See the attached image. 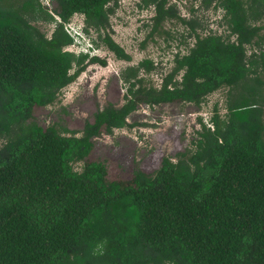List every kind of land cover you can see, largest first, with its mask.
Returning a JSON list of instances; mask_svg holds the SVG:
<instances>
[{"label":"trees","instance_id":"obj_1","mask_svg":"<svg viewBox=\"0 0 264 264\" xmlns=\"http://www.w3.org/2000/svg\"><path fill=\"white\" fill-rule=\"evenodd\" d=\"M142 1L156 6L153 30L177 18L195 43L161 87L140 76L152 59L124 68L126 102L98 109L78 135L42 125L35 107L54 103L87 62L106 64L64 49L76 12L98 45L132 59L110 34L112 0H55L53 14L40 0H0V264H264V0H202L225 10L228 35L198 33L171 0ZM54 14L62 20L48 37L36 23ZM222 86L227 113L216 104L193 148L155 171L109 179L107 164L89 158L95 137L134 124L139 102L201 105Z\"/></svg>","mask_w":264,"mask_h":264},{"label":"rangeland","instance_id":"obj_2","mask_svg":"<svg viewBox=\"0 0 264 264\" xmlns=\"http://www.w3.org/2000/svg\"><path fill=\"white\" fill-rule=\"evenodd\" d=\"M173 1L182 14L188 13L192 19L199 21L200 25L196 28L201 34L213 29L219 33L224 28L228 29L217 18L222 11L214 3L206 6L202 0ZM51 5L54 8L56 3ZM110 5L115 8L110 16V34L132 59H120L100 42L97 53L106 59V64L87 62L85 70L61 90L54 103L45 107L36 106L34 114L42 125L60 121L69 129L78 130L77 134L81 135L85 122L93 121L98 109L110 102L115 106L126 102L128 84L121 77L124 68L138 65L145 58L153 59L156 67L150 72L142 69L140 74L146 82L159 86L164 71L174 65L175 54L178 51L187 52L194 42V38L189 37L192 31L190 23L181 24L176 18L165 20L153 30L155 19L151 15L152 6H139L138 0H112ZM192 6L196 9L194 12L191 11ZM47 21L36 24L51 35L54 24ZM74 21H82L80 14L74 17ZM70 32H73L72 29ZM230 95L229 87L223 86L209 94L201 105L182 101L158 105L139 102L128 117L129 123L134 124L115 128L112 133L103 131L95 137L89 158L107 164L109 179H130L136 168L151 173L159 168L163 157H176L177 153L193 148L192 140L202 127L200 116L209 119L216 104L224 116L228 111Z\"/></svg>","mask_w":264,"mask_h":264},{"label":"clouds","instance_id":"obj_3","mask_svg":"<svg viewBox=\"0 0 264 264\" xmlns=\"http://www.w3.org/2000/svg\"><path fill=\"white\" fill-rule=\"evenodd\" d=\"M40 2L43 4V6L44 7H46L52 14L54 13L53 12V9L56 7V5H55V7L53 8L52 7V2H55V0H40ZM56 3V2H55ZM171 3V2H170ZM138 4H139V6H142V5H144L143 4V1L142 0H138ZM171 4H176V6H177V8H178V5H177V3L176 2H172ZM216 4V3H215ZM214 4V5H215ZM145 6V5H144ZM148 6H152V9H151V15H152V19L154 18L155 19V17L157 16V11H156V6L154 5V4H151V5H148ZM218 9H220L221 11H222V14L220 15V18H219V20L222 22V24H225L226 26H227V24H226V21L224 20V14H225V10L223 9V8H221V7H217ZM180 12H181V10H180ZM153 13V14H152ZM78 14H80V16L82 17V21L81 22H79V21H74V17L75 16H77ZM112 14H110V16H111ZM54 16H55V19L56 20H54L53 21V30H52V32H51V35H52V33H53V31L55 30V27H56V24H57V22H61V17L58 15V14H54ZM191 18H193V17H187L186 16V20H190ZM172 19H175V18H172ZM177 19V18H176ZM72 22H74L73 23V25H71V23ZM179 23H181V24H188V23H186V22H182V21H179ZM65 27H66V29H67V31H69L70 32V30L72 29V31L73 32H70L71 33V35L73 36V38H74V40H73V42L72 43H70V44H68V45H66L65 47H64V49L65 50H67V51H70V52H73V53H75L76 55H79V54H88L89 55V57L91 58V57H94V56H99L98 55V53H97V50L99 49V45L97 44V36L95 37L94 36V34H96L97 35V33L94 31V32H88L87 30H86V23H85V17H84V15L83 14H81V13H79V12H76V13H74V15L70 18V20L68 21V22H66L65 23ZM227 28L229 29V27L227 26ZM197 32H198V30H197ZM94 33V34H93ZM199 33V32H198ZM190 34H194V32H193V30L190 32ZM228 34H230V32L228 33ZM227 34V35H228ZM51 35H48L47 33H46V36H48V37H51ZM234 35V34H233ZM232 35V36H233ZM236 35V34H235ZM231 36V37H232ZM190 37V36H189ZM190 38H192V37H190ZM196 40V39H195ZM194 43L195 42H193L192 43V46L194 45ZM191 47V46H190ZM189 49V48H188ZM188 52V51H187ZM186 52V53H187ZM177 53H179V54H181V55H183V54H185V53H182L181 51H178ZM176 53V54H177ZM176 54H175V58H176ZM175 58H174V60H175ZM104 59V58H103ZM106 60V59H105ZM125 60V59H124ZM153 60V59H152ZM154 61V60H153ZM96 62H98V61H96ZM175 62V61H174ZM154 63V66L156 67V63H155V61L153 62ZM174 65H175V63H174ZM174 65H172L168 70H166V71H164V74L162 75V78H161V82H160V85L159 86H156V85H154V86H156V87H161V85H162V83H163V77L168 73V71L174 66ZM144 69V68H143ZM85 70V69H84ZM84 70H82L81 72H80V74L84 71ZM145 70V69H144ZM80 74L77 76V78L80 76ZM140 76H142L141 74H140ZM143 77V76H142ZM76 78V79H77ZM177 78L179 79V80H181V78H182V74L181 73H179L178 75H177ZM75 79V80H76ZM74 80V81H75ZM74 81H72V82H74ZM145 81H146V79H145ZM71 82V83H72ZM71 83H69V84H71ZM148 83V82H147ZM68 84V85H69ZM149 85L151 84V83H148ZM67 85V86H68ZM66 87V86H65ZM223 87V86H222ZM63 89V88H62ZM218 90V89H217ZM189 103H192V102H189ZM151 105V104H150ZM155 105H158V104H155ZM136 110V109H135ZM134 110V111H135ZM132 113V112H131ZM130 113V114H131ZM129 114V115H130ZM129 115H128V117H129ZM127 117V118H128ZM200 117H202V116H200ZM203 118V117H202ZM211 117L209 118V119H207V120H205L204 118H203V121L205 122V123H207L208 125H211Z\"/></svg>","mask_w":264,"mask_h":264},{"label":"built area","instance_id":"obj_4","mask_svg":"<svg viewBox=\"0 0 264 264\" xmlns=\"http://www.w3.org/2000/svg\"><path fill=\"white\" fill-rule=\"evenodd\" d=\"M170 2L172 3V2H174V1L171 0ZM214 4H215V3H214ZM181 14H182V12H181ZM182 15H183L184 17H186V16H187V17H188V16L190 17V15H189L188 13H187V14H182ZM220 15H221V14H220ZM220 15H219V17H217L218 19L220 18ZM223 26H225V24H223ZM198 32H199V31H198ZM213 32H217V30L213 29L212 31H209V32L203 33L202 35H206V34L213 33ZM229 32H230L229 29H225V28H224L223 31H220V33H219V32H217V33H219V34H223V35H227ZM199 33H200V32H199ZM200 34H201V33H200ZM236 37H237V35H233V36H232V40H235ZM194 42H195V39H194ZM252 49H253V48H250V47H249L248 52H249V51L251 52ZM250 52H249V53H250ZM185 53H186V52H185Z\"/></svg>","mask_w":264,"mask_h":264}]
</instances>
